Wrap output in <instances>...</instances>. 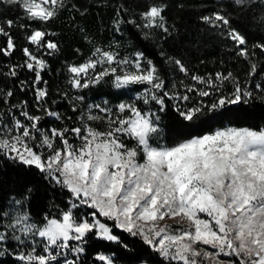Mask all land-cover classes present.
<instances>
[{"label":"snow or ice","instance_id":"obj_1","mask_svg":"<svg viewBox=\"0 0 264 264\" xmlns=\"http://www.w3.org/2000/svg\"><path fill=\"white\" fill-rule=\"evenodd\" d=\"M228 3L250 13L261 39L250 43L223 5L202 11L198 33L228 41L230 59L201 73L208 60L193 67L165 47L202 43L167 14L168 0H117L107 28L101 22L107 42L77 22L88 9L71 0H0L13 11L0 12V78L14 81L0 86V157L35 168L52 189L39 220L31 186L0 207V264H89L90 239L130 251L118 231L155 258L130 257L136 264H264V126L225 125L172 144L161 135L169 110L195 128L231 107L264 104V0ZM65 12L89 52L74 49L77 59L62 63L63 82L53 89L45 75L62 48L48 25ZM127 26L154 44L162 63L135 46ZM237 62L246 71L225 68ZM101 85L135 95L89 103L87 91ZM61 102L71 115L58 110ZM91 264L122 261L99 251Z\"/></svg>","mask_w":264,"mask_h":264},{"label":"trees","instance_id":"obj_2","mask_svg":"<svg viewBox=\"0 0 264 264\" xmlns=\"http://www.w3.org/2000/svg\"><path fill=\"white\" fill-rule=\"evenodd\" d=\"M71 2L76 3L81 9H88L87 15L83 18H81L78 13L75 14L77 22L86 27L89 33L94 35L96 39L107 42L112 34L109 31H102L101 22H103V28H107L111 16L113 15L112 4L116 3L117 0H71ZM168 2L170 7L167 14L170 17L182 20L183 27L186 28L189 33L198 35L202 43L199 50L190 47H169L168 45H165V47L169 49L170 55L183 56L185 61L193 67L199 64V59L208 60L209 63L206 66L200 67L201 73L216 67V64L212 63L213 60L218 62L221 58L225 61H229L230 59L229 55L223 51L224 46L229 44L228 41H223L214 36L200 35L198 33L200 25L196 23V17L202 11H208L219 5H223L226 12L233 13L235 17L233 19V25L240 28V30L246 34L250 43L261 39L259 32L250 27V13H245L241 16L239 11L232 8L228 0H168ZM181 2L184 4L183 10L176 6L177 3ZM105 3L107 6H101ZM129 3H139V0H129ZM0 12H5L8 16L13 15L12 10L0 8ZM68 16L69 13L65 12L60 19L48 25L52 31L59 33L58 39L61 42L62 48V55L50 60L52 72L45 75V79L50 81L53 89L63 82V75L59 71L62 63L65 60L72 61L77 59L74 55V49L80 47L85 55L89 52V45L80 38L79 33L70 30L68 26ZM125 32L127 36L132 39L136 47L145 51L146 55L162 63L157 55L158 50L151 41L141 40L139 33L132 26H127ZM117 39L124 38L117 37ZM19 55L20 54L17 53L16 56L13 57V60L17 59ZM0 62H3V58H0ZM229 67L238 73L246 71V66H243L239 62L225 65V68ZM164 71L167 72V68H165ZM12 83H14V81L0 78V86H6ZM18 95L19 98L30 99V94ZM86 96L90 101L109 100L112 104H116L120 100L126 98L127 92L124 90H116L108 85H101L88 90ZM57 107L61 112H67L69 115L72 114L65 102H61ZM50 123H52V121H45L46 126ZM225 125L238 127L264 126V104H261L257 100L252 101L248 105L231 107L223 110L216 119L205 121V123L195 128L180 121L175 113L169 110L162 117L161 127L163 131L161 135L164 142L172 144L190 135L203 134ZM29 186L34 189L33 197L30 202V211L33 217L39 220L43 213L48 211L47 205L52 198L49 196V193L52 192V189L49 188L35 168L23 167L0 157V207L5 205L10 195H20L24 193L25 189ZM53 195L57 197V203H60L58 190L54 192ZM118 234L121 235L126 243H129L130 251L124 250L115 244L98 239H90L85 257L89 261V264H91V257L99 251L115 252L117 257L121 259L122 264H136L135 260L130 259L132 256H141L142 258L150 259V261H155L150 250L147 246L143 245L139 239H134L129 237L126 233H121L119 231ZM155 264H159V262L156 261Z\"/></svg>","mask_w":264,"mask_h":264},{"label":"rangeland","instance_id":"obj_3","mask_svg":"<svg viewBox=\"0 0 264 264\" xmlns=\"http://www.w3.org/2000/svg\"><path fill=\"white\" fill-rule=\"evenodd\" d=\"M127 92V96L125 99H130L133 95H135V91H128V90H124ZM89 103H102V101H90L88 100Z\"/></svg>","mask_w":264,"mask_h":264}]
</instances>
